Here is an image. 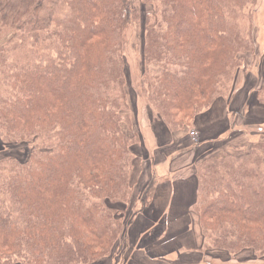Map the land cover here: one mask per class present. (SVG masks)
I'll return each instance as SVG.
<instances>
[{
  "label": "trees",
  "instance_id": "obj_1",
  "mask_svg": "<svg viewBox=\"0 0 264 264\" xmlns=\"http://www.w3.org/2000/svg\"><path fill=\"white\" fill-rule=\"evenodd\" d=\"M255 1L140 0L159 18L137 87L168 132L233 93ZM140 16L132 0H0V264H98L148 207L151 180L131 204L141 139L125 91L123 30ZM18 145L25 159L3 154ZM247 158L197 165L202 251L264 258V143Z\"/></svg>",
  "mask_w": 264,
  "mask_h": 264
},
{
  "label": "crops",
  "instance_id": "obj_2",
  "mask_svg": "<svg viewBox=\"0 0 264 264\" xmlns=\"http://www.w3.org/2000/svg\"><path fill=\"white\" fill-rule=\"evenodd\" d=\"M245 80H247L246 72L239 73L234 80V91L228 98H222V101L215 100L208 110L194 117L191 121L193 128L191 133L195 135L197 143L190 145L191 149L185 147L187 140H191L189 139L191 133L188 135L184 131L182 136L175 140L174 134L168 132L163 124L151 115L146 105L142 109L141 120L146 122L147 126H154L155 130L163 133L168 142L163 145L164 139H161L155 131L156 152L153 155L164 157V162L160 163L162 165L159 167V163H152L151 158L148 157V172L146 173L144 165L140 171L143 175H147L149 180L154 181V191L148 207L143 213L134 217L128 228L126 237L129 246L126 249L130 251L134 249L136 252L126 264H190L197 261L191 258L202 259L201 230L198 226V217L192 211L196 197L195 171L200 160L215 153V150L222 145L230 147L239 135H246L249 140L248 145L253 144L255 134L248 133L250 123L247 122H250V119L243 118L247 113L234 110L236 102L234 96L244 89ZM253 109L252 107L250 111L255 112ZM250 114L251 112L248 116ZM236 117L238 124L233 123ZM239 119H243L244 124L239 123ZM141 122L137 121V125H141ZM170 144V148L175 149L173 155L178 156L173 159L181 157L179 159L181 160L182 156L186 155L190 157V161L181 166L176 165L175 160L166 161V158H170L167 155L171 152L165 147ZM142 258L144 261L140 260Z\"/></svg>",
  "mask_w": 264,
  "mask_h": 264
},
{
  "label": "rangeland",
  "instance_id": "obj_3",
  "mask_svg": "<svg viewBox=\"0 0 264 264\" xmlns=\"http://www.w3.org/2000/svg\"><path fill=\"white\" fill-rule=\"evenodd\" d=\"M132 1H133V6L139 11V13H141V16L137 22H134L132 24H126L123 30L124 50L126 57L125 62H126V70H127L126 74L128 76V79L126 80L125 91L127 93V104L130 106V110L131 111L133 109H134L133 111L136 110V114H137L136 120L138 122H141L142 109H144L145 105H147L146 96L143 95L142 91L140 93V88L137 87L138 77L140 76L142 68L144 70V63H143L144 59H142V50H143V41H144L143 39L146 29L154 27L159 17H158V13L156 12V8L153 5L152 6L150 4L143 5L140 3V0H132ZM250 19H251L250 30L252 32V38L255 47L254 49L251 48L250 53L244 55L242 58L241 67H243L242 68L243 70H246L247 80H245L244 89L239 91L237 93V96H234V98H236V102L234 104V110H239L242 113L244 112L247 113V115H244L243 118L247 120L250 119V122H247L250 123L248 124L249 125L248 133L255 134L254 137L252 136L254 142L252 145H248L249 140H247L246 135L244 136L243 134V135H239L237 140H234L230 147H226V145L225 146L222 145L219 148L217 147L218 149L215 150L216 151L215 153H221V152H226L230 154L232 153V155L236 159L238 158L243 159L244 156L245 159H248L247 155L250 154L251 148L257 143H264V119H262V117H264V105L259 102L260 99L263 97V94L261 92L263 85L261 72L264 64V0L255 1V4L250 10ZM241 24L243 25V23ZM149 66L151 70L150 72L155 71V69L152 68L154 67L153 65H149ZM216 100L222 101V98H218ZM252 107L254 108L253 110L255 112L250 111ZM249 112H251L250 116H248ZM252 119L254 120L252 121ZM236 120H238V117H236L233 120L234 124H238ZM144 121H146V119H144ZM238 122L244 124L245 121L243 119H239ZM191 126L192 125L190 121L187 123H183L182 127L180 128L173 129V132L171 133H173L174 136L176 137L175 140L180 138L184 131L187 132L188 135H190L191 131L193 130ZM123 127L124 129H126L125 126ZM124 131L127 132L126 130ZM133 131H135L134 128ZM137 131L140 133L139 137L141 139V143L143 144V146L140 147L141 144L140 141H138L137 137L134 138V142H135L134 144H137L138 147L135 149V151H137V155L139 153V156H137L136 161L133 160V171L131 174V183L133 182L135 183V186L132 191L131 204L134 199L137 202V204H135L134 210H137L140 206V203L136 198L139 192L140 193L142 192V185L140 186V183L149 180L147 175H143V172H140L143 169V165L145 166L146 173L148 172L147 158L150 157L152 163L156 162V164L157 163L160 164L164 162V157H160V156L155 157V155H153L156 152V150L154 149L155 148L154 137H155V131H157L154 129V126H147L146 122L142 121L141 125H138ZM157 133L161 139H164L162 141V144L166 145L168 140H165L166 137L164 136V134L159 131H157ZM189 139L191 140L190 141L187 140V144L185 146L187 149L189 148L191 149L192 144L197 143L194 134L190 135ZM259 140L261 141L258 142ZM170 146L171 144L165 147L167 148L168 152H171L170 155H167L170 156V158H166V161L169 159L175 160L176 161L175 164L176 165L179 164L178 166H181L186 162L190 161V157L186 155H183L182 156L183 158L181 160H179L181 157L179 159L177 158L173 159V157H178V156L173 155L172 152L175 149L173 150V148H170ZM26 149H27L26 145L13 146L8 148L3 154H10L13 155L15 158H17L18 160H23L27 156ZM194 153L195 151H193V154ZM208 157L209 156H207L206 158ZM202 160H200L198 164H200ZM161 165L162 164L158 166L160 167ZM131 210L132 208H130L129 212ZM157 229H159V227ZM202 244H203V239H202ZM128 246H129L128 240H123L121 238L117 246L114 247L113 254L101 259L98 264H126L130 259V257L136 252L134 249L131 251L130 249L127 250L126 248ZM201 252L202 253L204 252V254L208 256V258H206L205 260L202 259L200 260L198 257L191 258V260L197 259V261L195 263L192 262L190 264H264V258L259 259L253 253L252 250H245L235 255H231V254L229 255L226 253L213 251L210 249H208L207 251L201 250ZM140 260L144 261L143 258ZM168 264H178V263H168Z\"/></svg>",
  "mask_w": 264,
  "mask_h": 264
}]
</instances>
